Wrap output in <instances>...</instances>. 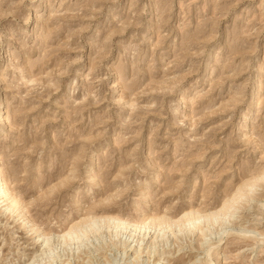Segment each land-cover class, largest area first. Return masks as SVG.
Wrapping results in <instances>:
<instances>
[{
	"label": "rangeland",
	"instance_id": "rangeland-1",
	"mask_svg": "<svg viewBox=\"0 0 264 264\" xmlns=\"http://www.w3.org/2000/svg\"><path fill=\"white\" fill-rule=\"evenodd\" d=\"M0 99L27 217L0 210V264H264L263 183L232 217L168 222L264 170V0H0ZM85 216L108 220L57 237Z\"/></svg>",
	"mask_w": 264,
	"mask_h": 264
},
{
	"label": "bare ground",
	"instance_id": "bare-ground-1",
	"mask_svg": "<svg viewBox=\"0 0 264 264\" xmlns=\"http://www.w3.org/2000/svg\"><path fill=\"white\" fill-rule=\"evenodd\" d=\"M29 9H31V8H29ZM33 10V9H32ZM109 11V10H108ZM29 16V15H28ZM28 16H27V18H28ZM27 18L25 19V20H27ZM25 22H27V21H25ZM26 24V23H25ZM145 39V38H144ZM159 39V38H158ZM43 40H45V39H43ZM147 41H149L148 39H147ZM145 42H146V39H145ZM157 43H158V41H157ZM90 45V44H89ZM155 45V44H154ZM212 51V50H211ZM9 61V60H8ZM207 65V64H206ZM18 67V66H17ZM16 68V67H15ZM112 70V69H111ZM117 73V72H116ZM119 80H120V78H119ZM28 81L29 82H33V81H36V79H33L32 77H30V78H28ZM122 83V82H121ZM32 84V83H31ZM255 84V83H254ZM114 86V85H113ZM161 86V85H160ZM124 87V86H123ZM127 87H129L128 85H127ZM258 87V85H255L254 86V89H252L251 90V97H250V101H249V109H247V112L244 114V126H247L246 125V123H247V118H248V113H251V111H252V109H253V107H255L258 103H261V99H262V97H261V95H259V94H257L256 93V88ZM193 89V88H192ZM28 90V89H27ZM187 91V90H186ZM250 93V92H249ZM250 96V95H249ZM180 101L179 102H182V103H184V101H185V96H180L179 98H178ZM249 99V98H248ZM1 101H0V104L2 103V101H4V100H2V99H0ZM260 100V101H259ZM226 101V100H225ZM6 103V102H5ZM133 104H134V100H129V101H127V105L126 106H133ZM181 104V103H180ZM2 105H4V104H2ZM135 106V105H134ZM227 108V107H226ZM225 108V109H226ZM132 109H134V107H132ZM254 110V109H253ZM5 111V110H4ZM175 111V110H174ZM3 112V111H2ZM256 113V112H255ZM130 114V113H129ZM5 115V114H4ZM253 118V117H252ZM193 121V120H192ZM250 121V120H249ZM248 121V122H249ZM11 127L12 126V121H8V117H7V115H5V116H3V114L1 113V109H0V130H2L4 127ZM250 135V134H249ZM244 136V135H243ZM246 136V135H245ZM241 137V136H240ZM252 138V137H251ZM245 139V138H244ZM250 139V138H249ZM249 139H246V140H249ZM245 142V141H244ZM249 142H251V141H249ZM255 142V141H254ZM252 144V143H251ZM93 156V155H92ZM264 157V156H263ZM1 159V158H0ZM92 161H94V160H92ZM93 164V163H92ZM77 165V164H76ZM90 170V169H89ZM88 175V174H87ZM67 177V176H66ZM88 179L91 181V182H93V183H95V181L97 180L96 179V177L93 175V174H89L88 176ZM153 180L154 179H156V176H152L151 177ZM151 179V180H152ZM156 181V180H155ZM154 182V181H153ZM98 183V182H97ZM155 183V182H154ZM259 183H263L264 184V170H260V171H257V172H254V173H251V174H249V176H247V177H244L242 180H241V182H239V185L236 187V192H234L235 194L234 195H232L231 197L232 198H230L229 197V199H227V200H224L223 202H222V205H221V207H219L218 209H214V210H208V211H203V213H199L198 212V210L196 211V210H185L184 211V213H182V215H181V217H179V218H177V219H171V218H169V220L166 218V217H164V218H166V220H168V222H169V224L171 223V224H174V225H176V227H179V225L181 226V224H179L178 225V223L179 222H181L182 220H185L186 219V221H187V219L188 220H190L191 219V222H193L194 220H209V221H213L214 220V222L215 221H217V220H219L221 217H225L224 215L226 214H228L230 217H232L233 215H234V213H236V212H238L239 210L238 209H236V204H240V202L239 201H244V199L247 197V191H252V192H255L256 190H257V186H256V184H259ZM260 186V185H259ZM263 186V185H262ZM146 189V188H145ZM258 189H259V187H258ZM261 190V189H260ZM257 192V191H256ZM255 192V193H256ZM250 195V194H249ZM251 196V195H250ZM143 201H145V202H147V200H148V191L147 190H144V189H142V192H141V197H140ZM252 199V198H251ZM246 200H248V199H246ZM249 200H250V198H249ZM248 200V201H249ZM251 201V200H250ZM77 202V201H76ZM252 202V201H251ZM21 202H20V199L14 194V193H12V189H10L9 188V186H8V181H6L4 178H2V176L0 175V210H1V213L2 214H9V216H11V217H16V220L15 221H17V224L19 225V227H23V228H25V225H24V221L27 219V217H26V215L24 214V212L22 213V211H19L20 210V207L22 206L21 204H20ZM253 203V202H252ZM240 206V205H239ZM237 208H239V207H237ZM23 209V208H22ZM26 211V210H25ZM11 214V215H10ZM106 217V216H105ZM105 217H92V216H88V217H81L80 218V220H78V221H76V222H74V223H71L70 225H69V229L67 230V232H64V234H62V235H60V236H57V237H64V236H66V235H70V233H72L73 231L75 232V230H77V228H79L81 225L83 226L84 224H86V223H89V221L90 222H92L93 220L94 221H97V220H101L102 222H103V220L102 219H106V221L108 220L107 218H105ZM161 217H162V215H161ZM191 217H193V218H191ZM190 218V219H189ZM111 219H113V218H111L110 217V221H111ZM145 219H147L148 221V223H149V225H150V223L151 222H155L156 220H158V217H156L155 218V216L154 217H152V216H147ZM163 219V218H162ZM20 220V221H19ZM115 221L117 220V222H118V224L119 225H121V227H122V225L124 226V223L126 224L127 222L125 221H122V220H119V219H117V218H115L114 219ZM114 220H112V221H114ZM161 220V219H160ZM165 220V221H166ZM223 220H224V218H223ZM223 220H222V222H223ZM229 220H231V219H229ZM101 221H100V224H101ZM162 221V220H161ZM164 221V220H163ZM208 221V222H209ZM221 221V220H220ZM231 221H233V219L231 220ZM202 222V221H201ZM229 222L230 221H226V222H223V224H221L222 226H221V228H222V231H225V233L227 234V233H231V232H233L234 234L236 233V234H245V232L247 231V229L245 230V228L244 229H242L241 227L242 226H240V225H235V224H229ZM16 223V222H15ZM26 223V222H25ZM93 223V222H92ZM96 223V222H95ZM109 223V222H108ZM145 223V222H144ZM148 223H145V224H147L148 225ZM189 223H190V221H189ZM203 223V222H202ZM207 223V222H206ZM231 223V222H230ZM89 224H91V223H89ZM145 224H143V226L142 227H144V225ZM153 224V223H152ZM191 224V223H190ZM209 224V223H208ZM214 224V223H213ZM255 224V223H254ZM98 225V224H97ZM127 225V224H126ZM138 225V224H137ZM156 225V224H155ZM168 225V224H167ZM178 225V226H177ZM26 226H27V223H26ZM81 226V227H82ZM102 226V225H101ZM117 226V225H116ZM128 226V225H127ZM195 226V225H194ZM28 227H29V232L31 233V234H36V235H40V234H42L41 233V231L39 230V227H37L36 226V224H34V223H31L30 225H28ZM120 227V226H119ZM147 227V226H146ZM171 227V226H170ZM172 227H173V225H172ZM185 227V226H184ZM124 228V227H123ZM138 228V227H137ZM196 228V227H195ZM26 229V228H25ZM183 229V228H182ZM189 229H190V227H189ZM180 231V230H179ZM191 231V230H190ZM205 231V230H204ZM249 231V230H248ZM249 232H252V233H254V231H249ZM143 233V232H142ZM200 234H201V232H199ZM246 233H248V232H246ZM251 233V234H252ZM257 234H261V235H263L264 234V232H262V231H259V232H256ZM255 233V234H256ZM30 234V235H31ZM132 234V233H131ZM179 234V233H178ZM256 234V235H257ZM146 235V234H145ZM224 235V234H223ZM252 235H254V234H252ZM132 236V235H131ZM53 237V236H52ZM249 237H251V236H249ZM253 237V236H252ZM254 237H255V235H254ZM253 237V238H254ZM40 239V238H39ZM153 239V238H152ZM151 239V240H152ZM259 239V238H258ZM48 240V239H47ZM150 240V241H151ZM154 240V239H153ZM151 243V242H150ZM153 243V242H152ZM258 243V242H257ZM260 243V242H259ZM40 246V245H39ZM124 246V245H123ZM44 247H46V246H44ZM140 251V250H139ZM40 252V251H39ZM136 255V254H135ZM34 257V256H33ZM37 257V256H36ZM199 258V257H198ZM134 259H136L137 260V258L135 257ZM32 260H34V259H32ZM195 260H196V258H195ZM216 260H218V259H216ZM35 261V260H34ZM206 262V261H205ZM156 264H161V262L159 263V261H157L156 262ZM194 264H196V263H194ZM207 264H211L210 262H208Z\"/></svg>",
	"mask_w": 264,
	"mask_h": 264
}]
</instances>
